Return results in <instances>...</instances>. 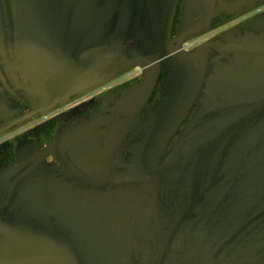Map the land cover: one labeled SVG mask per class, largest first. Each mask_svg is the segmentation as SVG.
<instances>
[{
    "label": "flooded vegetation",
    "instance_id": "flooded-vegetation-1",
    "mask_svg": "<svg viewBox=\"0 0 264 264\" xmlns=\"http://www.w3.org/2000/svg\"><path fill=\"white\" fill-rule=\"evenodd\" d=\"M224 1L69 0L85 49L125 68L48 106L26 0H0V264L10 232L17 264H264V0ZM61 198L126 242H94Z\"/></svg>",
    "mask_w": 264,
    "mask_h": 264
},
{
    "label": "water",
    "instance_id": "water-1",
    "mask_svg": "<svg viewBox=\"0 0 264 264\" xmlns=\"http://www.w3.org/2000/svg\"><path fill=\"white\" fill-rule=\"evenodd\" d=\"M85 2L91 0H84ZM253 0H225V7L234 3L245 4ZM69 0H26L27 23L25 37L35 47L36 56L46 60L49 65V79L58 97L52 100L51 106L73 94L82 92L101 82L104 78L115 74L125 68L120 67L114 71H107L96 58L95 54L84 47L86 37L92 32L94 24L78 27L76 22L67 18ZM260 97V96H259ZM56 212L72 225L82 230L94 242L108 250L111 244L117 245L126 242L128 234L124 225L116 224V216L94 210L91 204L61 198L52 201ZM112 221L113 232H108L109 241L98 239L97 230L106 227ZM18 237L15 232L9 233L10 245L7 250L5 262L13 263L14 254L18 251L17 244L11 239ZM36 257H21L19 264H32Z\"/></svg>",
    "mask_w": 264,
    "mask_h": 264
}]
</instances>
